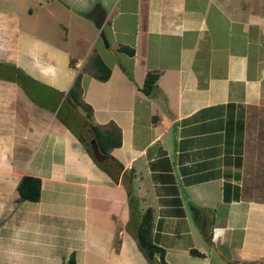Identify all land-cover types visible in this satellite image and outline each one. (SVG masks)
I'll list each match as a JSON object with an SVG mask.
<instances>
[{"label": "crops", "instance_id": "1", "mask_svg": "<svg viewBox=\"0 0 264 264\" xmlns=\"http://www.w3.org/2000/svg\"><path fill=\"white\" fill-rule=\"evenodd\" d=\"M92 53L109 76L81 97L120 130L116 180L66 95ZM146 208L167 264H264V0H0V264H160Z\"/></svg>", "mask_w": 264, "mask_h": 264}, {"label": "trees", "instance_id": "2", "mask_svg": "<svg viewBox=\"0 0 264 264\" xmlns=\"http://www.w3.org/2000/svg\"><path fill=\"white\" fill-rule=\"evenodd\" d=\"M118 49L120 51L125 52L126 54L132 53V50L130 48L124 46H120L118 47ZM82 73H87L97 80L104 81L109 76V69L101 61V59L96 53L90 54L81 70L76 73L71 85L69 86L66 92L67 98L70 103L83 111L86 123L88 121L90 137L93 139V144L96 150L102 154L109 155L108 152L111 148L120 145V130L113 122H107L104 124L89 123V120L91 118V108L88 104L84 102L81 97L82 88L80 85V78ZM156 78L157 72L155 71H148L145 73L142 85L140 87V90L143 94L151 95L153 93L155 89ZM94 162L96 161L94 160ZM96 164H98L102 169H104L108 174H110L115 180L117 179L116 176L120 172V168L119 166H117L113 158L112 161L108 164H99L97 162ZM16 190L18 193L19 200L36 201L39 197L40 181L36 177L22 176L16 186ZM192 211L195 217V212L197 211ZM151 229V210L149 208H146L142 213L137 226V245L139 249L146 255L147 258H151V256L155 252H157L159 254L160 264H167L162 258L163 250L155 246L151 241ZM190 253L192 255H199V253L195 250H190ZM71 262L72 260L68 261L69 264H71Z\"/></svg>", "mask_w": 264, "mask_h": 264}, {"label": "water", "instance_id": "3", "mask_svg": "<svg viewBox=\"0 0 264 264\" xmlns=\"http://www.w3.org/2000/svg\"><path fill=\"white\" fill-rule=\"evenodd\" d=\"M103 18H104V14L102 12L97 13L95 15V23L94 24H95L96 28L99 29L101 27ZM90 141L92 142L93 139L91 138ZM91 148H92V157L97 163H99V164H108L109 162L112 161V158L109 155H105V154H102V153L98 152L96 150L93 142L91 143Z\"/></svg>", "mask_w": 264, "mask_h": 264}, {"label": "rangeland", "instance_id": "4", "mask_svg": "<svg viewBox=\"0 0 264 264\" xmlns=\"http://www.w3.org/2000/svg\"><path fill=\"white\" fill-rule=\"evenodd\" d=\"M78 110V113H80V109L78 108L77 109ZM78 113H77V120H78V122H81V120H83L84 122H86V120H85V118H84V114L82 113V115H80V117L78 116ZM81 114V113H80ZM70 121V120H69ZM80 130V129H79ZM84 131V130H83ZM81 131L82 132V135H84L83 137H85V135H86V132L84 131ZM78 133L80 134V132L78 131ZM81 135V134H80ZM88 145H86V148L88 149V150H91V144L90 143H87Z\"/></svg>", "mask_w": 264, "mask_h": 264}]
</instances>
